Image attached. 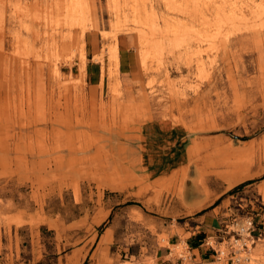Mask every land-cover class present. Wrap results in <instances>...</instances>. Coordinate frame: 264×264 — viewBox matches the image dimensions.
<instances>
[{
    "label": "rangeland",
    "instance_id": "obj_1",
    "mask_svg": "<svg viewBox=\"0 0 264 264\" xmlns=\"http://www.w3.org/2000/svg\"><path fill=\"white\" fill-rule=\"evenodd\" d=\"M249 3L0 0V264H264V52L224 65L251 27L216 18ZM151 123L179 129L180 165L147 169Z\"/></svg>",
    "mask_w": 264,
    "mask_h": 264
},
{
    "label": "crops",
    "instance_id": "obj_2",
    "mask_svg": "<svg viewBox=\"0 0 264 264\" xmlns=\"http://www.w3.org/2000/svg\"><path fill=\"white\" fill-rule=\"evenodd\" d=\"M127 40L123 37L120 38V53H121V73L124 78L130 82L134 80V54L131 52V48L127 45ZM86 50L88 54V64H87V77L90 81L99 82L101 79L102 65L98 61H94L95 55H99L102 50V40L101 37L93 32H88L86 36ZM143 135L141 136L142 141L145 144H139L141 147H148V151L151 152L150 163L147 164V169H158L164 167H175L180 165L184 159V154L182 153L181 147L176 146L179 139L182 137L179 129L172 128L168 131L167 126L164 123H151L146 125L142 130ZM163 131V134L160 132ZM165 133V134H164ZM170 148L171 154L166 157L162 162H156L159 160L157 156L158 150L154 148ZM149 152V153H150ZM171 162H170V161ZM151 172L150 174H152ZM201 236L198 235L194 237L191 243L188 241V246L191 249V256L197 259L199 256L204 259L209 260L208 252L204 250V246L199 243L201 241ZM198 250V253L196 251Z\"/></svg>",
    "mask_w": 264,
    "mask_h": 264
},
{
    "label": "bare ground",
    "instance_id": "obj_3",
    "mask_svg": "<svg viewBox=\"0 0 264 264\" xmlns=\"http://www.w3.org/2000/svg\"><path fill=\"white\" fill-rule=\"evenodd\" d=\"M224 16L228 18L234 26H236L235 23L237 20H242L249 23V27H251L250 29H248V27H245V25V28H236L238 32L233 35L234 37H230L227 39V42L224 47L226 48L225 53L223 55L224 57L222 58V62L224 63V65L230 63L232 61L231 59H236L237 62H245L244 56L252 55L250 54V52L244 53V51H242V49L244 50L245 47L253 46V49L255 48L264 52V45L261 44V47H259L262 40H264V23L261 24L264 20V4L249 3L244 6L232 7L228 11L221 10L217 12L216 18L220 19ZM245 22H243L242 24H244ZM48 43L50 44V42ZM233 48H235V50ZM116 51H118V45L116 47ZM83 57L86 58L85 50L83 52Z\"/></svg>",
    "mask_w": 264,
    "mask_h": 264
},
{
    "label": "built area",
    "instance_id": "obj_4",
    "mask_svg": "<svg viewBox=\"0 0 264 264\" xmlns=\"http://www.w3.org/2000/svg\"><path fill=\"white\" fill-rule=\"evenodd\" d=\"M210 242H211L210 240L204 238V239H203V243H202V245H203V246H204L205 244L209 245ZM215 250H216V249H215ZM191 260H192V261H194V260L196 261V259H194L192 256H191ZM219 260H220V259H219Z\"/></svg>",
    "mask_w": 264,
    "mask_h": 264
}]
</instances>
